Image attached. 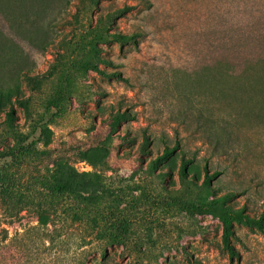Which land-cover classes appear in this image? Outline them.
I'll return each instance as SVG.
<instances>
[{
  "label": "rangeland",
  "instance_id": "374dc122",
  "mask_svg": "<svg viewBox=\"0 0 264 264\" xmlns=\"http://www.w3.org/2000/svg\"><path fill=\"white\" fill-rule=\"evenodd\" d=\"M0 95V189L73 175L95 211L0 201V264H264V0H0Z\"/></svg>",
  "mask_w": 264,
  "mask_h": 264
},
{
  "label": "trees",
  "instance_id": "16d2710c",
  "mask_svg": "<svg viewBox=\"0 0 264 264\" xmlns=\"http://www.w3.org/2000/svg\"><path fill=\"white\" fill-rule=\"evenodd\" d=\"M131 8L129 6H125L121 9L117 10V13L123 14L129 11ZM114 40L117 42L124 44L128 42L134 41V37L126 34H113ZM84 69H88L91 71H95L100 74H104L103 71L99 69L96 64L91 62H85L83 65ZM115 76L121 79L119 73H115ZM8 100L4 95H0V111L6 112L4 109V103ZM52 107H59V103L53 102L51 103ZM7 119L13 121V115L11 112H7ZM129 116L126 112L116 114L111 116V125L116 126L121 121L128 119ZM44 138H46V143H49L51 140L50 131L48 129L44 130L43 133ZM148 138H144L143 144L141 146L142 152L145 151V147L148 144ZM177 150V146L172 148H165L162 155L158 156L156 159L152 160L151 168L154 170L157 168L159 164L164 162ZM189 165V160L182 159L181 166L179 169V177L183 181H187L188 177L186 174L187 167ZM58 174L61 171L57 172ZM219 172H215L213 175H210L208 172L206 173V178L203 182L202 188L198 187L200 191L207 192L208 184L211 178L219 176ZM1 189H0V201L7 204L9 207L17 208L18 212L27 209H35L39 214V221L42 224L48 225L51 221L50 215H54L55 217L59 216L60 205L63 203H69L65 206L66 215L74 217L79 215L90 216L95 211L93 210L94 202H92L91 196L81 195L80 192L77 191V184L74 181V176L69 175L67 178L63 176L54 175L53 178L44 180L43 182V193L41 196H30L28 194H23L15 188V184L9 179L8 176H4L1 178ZM67 200V201H66ZM66 201V202H64ZM264 219V213L261 215ZM260 231L264 236V226L260 227ZM226 248L229 250L231 255L234 254V250L228 244H226ZM82 264H107L106 261L98 262L95 260L94 262H84Z\"/></svg>",
  "mask_w": 264,
  "mask_h": 264
}]
</instances>
